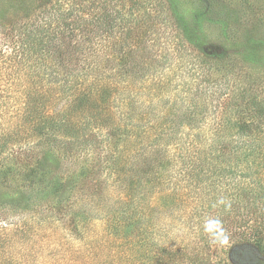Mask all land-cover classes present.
Instances as JSON below:
<instances>
[{
  "label": "trees",
  "instance_id": "1",
  "mask_svg": "<svg viewBox=\"0 0 264 264\" xmlns=\"http://www.w3.org/2000/svg\"><path fill=\"white\" fill-rule=\"evenodd\" d=\"M84 2L48 0L30 24L6 32L0 23L9 40L0 46V172L11 160L43 166L48 150L66 164L93 162L58 211L74 223L64 238L80 246L52 242L49 262L63 249L82 264H208L207 251L225 238L234 239L231 260L255 264L264 249V97L249 87L217 95L221 83L203 70L215 61L206 44L199 63L158 57L165 42L152 13L162 0ZM256 14L264 17V5ZM163 214L187 227L180 243L162 245ZM32 219L0 218V264H44L29 241L63 230L64 218ZM213 220L215 240L205 232Z\"/></svg>",
  "mask_w": 264,
  "mask_h": 264
},
{
  "label": "rangeland",
  "instance_id": "2",
  "mask_svg": "<svg viewBox=\"0 0 264 264\" xmlns=\"http://www.w3.org/2000/svg\"><path fill=\"white\" fill-rule=\"evenodd\" d=\"M46 2L48 0H0V23L9 29L6 32L10 31L11 27L30 24L36 20ZM92 2L93 6H96L100 5L102 0H85L83 7L88 9ZM261 4L264 5V0H209L202 6L199 0H162V4L157 6V14L152 13V19L158 27L155 35L165 42L158 57H168L176 63L184 59L189 60L193 55L199 63V52H204L201 45L206 44L210 47V52L214 53L215 61L203 63V70L218 79L221 85H226L217 88V95H220V88L225 93L230 90L241 91L244 88L247 90L249 87L250 91L264 97V17L258 19L256 14V10L262 7ZM128 17H131L129 28H133L136 17L129 14ZM244 20L248 23L247 29L244 32L236 30V24L244 29ZM131 36L129 30L123 35L128 39ZM5 42L9 40L0 33V46ZM192 48L194 50H190ZM224 98H227L226 95L220 97L219 101L223 102ZM210 104L212 106L211 102ZM45 152L47 154L41 156L43 166L37 167L31 162L25 164L21 160L20 163L18 160H11L5 166L4 175L0 172V218L23 224L35 221L32 217L47 211L49 214L63 217L64 219L59 220L60 228L63 229L59 230L60 233L57 230H49L46 233L38 231L29 241L27 251L31 253L33 249L34 258L48 264L51 259L48 248L49 245H54L52 242L63 241L61 244H65L73 252L74 248L80 246L78 241L64 238L74 228V223L71 215H66L64 210L61 213L58 211L68 207L76 198L80 181L90 174L91 169L88 167L93 162L88 155L87 160L80 165L66 164L57 152ZM27 165L32 171L29 172ZM107 192L112 194L113 188L109 187ZM110 199L115 200L116 197ZM9 202L16 205L10 208L11 206L5 205ZM160 220L159 239L162 240V245L180 243L187 229L181 227L184 223L176 221L174 224L171 217L164 214ZM190 224L191 221L187 225ZM32 229L36 228L32 227L30 233ZM233 241L234 239L224 238L222 242L213 245V248L210 247L207 251L208 264H238L231 260L230 252L227 253L228 246ZM257 255L259 256L255 264H264V249L258 250ZM29 256L31 257V254ZM72 256H67L62 249L56 261L58 264H82L84 261L80 258L75 261L68 260ZM175 264L188 263L186 259H182Z\"/></svg>",
  "mask_w": 264,
  "mask_h": 264
},
{
  "label": "clouds",
  "instance_id": "3",
  "mask_svg": "<svg viewBox=\"0 0 264 264\" xmlns=\"http://www.w3.org/2000/svg\"><path fill=\"white\" fill-rule=\"evenodd\" d=\"M219 203H220V204H224L225 201H224L223 199H220V200H219ZM208 223L219 224V221H218V220H213V221H207V222L205 223V232H206L207 234H209L210 239L215 240V239H216V232H215V230H210V229L208 228Z\"/></svg>",
  "mask_w": 264,
  "mask_h": 264
}]
</instances>
